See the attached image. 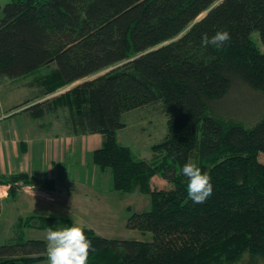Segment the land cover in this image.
Masks as SVG:
<instances>
[{
  "label": "trees",
  "instance_id": "1",
  "mask_svg": "<svg viewBox=\"0 0 264 264\" xmlns=\"http://www.w3.org/2000/svg\"><path fill=\"white\" fill-rule=\"evenodd\" d=\"M220 30L231 35L224 47L202 45L203 34ZM4 78L36 90L21 113L102 137L93 164L110 173L116 192L150 198V210L131 214L127 228L152 241L110 240L82 227L95 249L87 264H238L245 255L264 264V109L252 127L208 113L237 85L264 101V0H10L0 7ZM156 105L166 136L150 160L138 159L118 142L121 118ZM189 160L212 178L202 204L187 195L181 169ZM155 177L170 187L153 189ZM0 184L10 186L8 197L21 186L56 190L54 180L27 174ZM58 226L77 225L20 219L0 264L47 261L46 242L24 232Z\"/></svg>",
  "mask_w": 264,
  "mask_h": 264
},
{
  "label": "rangeland",
  "instance_id": "2",
  "mask_svg": "<svg viewBox=\"0 0 264 264\" xmlns=\"http://www.w3.org/2000/svg\"><path fill=\"white\" fill-rule=\"evenodd\" d=\"M9 1L0 0V7L3 8ZM253 37L257 40L256 34ZM81 82L73 84L70 88ZM7 83L8 80H3L2 87L7 86ZM35 94V89H21L18 84L16 89L1 88L2 108L6 111L5 115H11L8 113L9 110L16 108L23 103V100L33 97ZM263 109L262 96L242 84L237 85L235 90L229 92L222 104L210 107L208 113L215 118L228 119L241 123L245 127H252L261 120ZM20 121L18 118L17 123ZM53 121L57 124L61 123L56 118ZM121 121L125 128L118 133V142L130 148L136 158L150 160L153 154L151 148L163 141L167 132V116L162 111L161 105L146 106L131 111L124 114ZM55 132L59 131L55 130ZM78 139L83 143L86 142V146L79 148L78 152L72 156V160L84 166L86 170L81 169L80 173L75 175L68 184H61V187L74 192L72 201L78 199V203H73L74 205L72 204L66 210L68 218L73 220L77 226L91 229L96 235L105 239L151 242V233H140L127 228V221L131 214L150 210L149 196L138 191L129 194L116 192L109 172H107L108 174L98 173L96 182L94 174L89 171L97 170L93 164L92 154L101 146V144H96L101 137L86 136ZM260 156L259 159L264 162V155ZM71 162H69V166ZM107 175L109 182H107ZM98 179L103 180L98 183ZM151 186L153 189L170 187L168 183L158 177L153 178ZM87 193H93L97 199L92 203L88 202L87 205L81 204ZM8 223L7 217L0 220V247L12 243L10 240L13 236L12 228ZM46 233L30 230L27 231L25 238L26 240L32 238V240L46 242ZM255 262L256 260L245 255L238 264ZM40 264H47V262Z\"/></svg>",
  "mask_w": 264,
  "mask_h": 264
},
{
  "label": "crops",
  "instance_id": "3",
  "mask_svg": "<svg viewBox=\"0 0 264 264\" xmlns=\"http://www.w3.org/2000/svg\"><path fill=\"white\" fill-rule=\"evenodd\" d=\"M3 80L8 79H0V113L6 114L2 108L1 88L16 89L17 84L21 89L29 90V88L11 80H8L7 86L2 87ZM31 98L23 100V103ZM18 106L8 111L12 117H6L0 122V179L27 174L29 177L54 180L56 190L47 192L30 186H21L13 197H8L10 186L0 184V220L4 217L9 219L8 224L12 228V234L14 225L26 217L68 218L66 210L73 203H78V199L72 201L74 192L61 187V184H68L75 175L80 173L81 169L86 170L84 166L72 160V156L78 152L79 148L86 146V142L83 143L78 138L86 136L72 135L62 123H55L52 116L37 120L31 119L26 113H21L26 107L17 109ZM18 118L21 121L17 123ZM101 143L102 137L96 144ZM69 162H71L70 166ZM89 172L94 174L97 182V174L101 172L92 169ZM102 180L98 179V183ZM107 182H109L108 175ZM95 199L97 197L93 193H87L81 204L87 205ZM30 230L34 229L25 230L24 237ZM27 240H32V238Z\"/></svg>",
  "mask_w": 264,
  "mask_h": 264
},
{
  "label": "clouds",
  "instance_id": "4",
  "mask_svg": "<svg viewBox=\"0 0 264 264\" xmlns=\"http://www.w3.org/2000/svg\"><path fill=\"white\" fill-rule=\"evenodd\" d=\"M201 39L203 46L211 45L219 49L231 40V35L226 30H220L211 37L205 33ZM181 172L188 178V198L195 204L206 202L213 193L211 176L207 172H202L191 160L182 166ZM94 251L92 242L80 226H58L56 230L49 227L47 230V264H87L90 253Z\"/></svg>",
  "mask_w": 264,
  "mask_h": 264
},
{
  "label": "built area",
  "instance_id": "5",
  "mask_svg": "<svg viewBox=\"0 0 264 264\" xmlns=\"http://www.w3.org/2000/svg\"><path fill=\"white\" fill-rule=\"evenodd\" d=\"M6 118V115L3 113H0V122L3 121Z\"/></svg>",
  "mask_w": 264,
  "mask_h": 264
}]
</instances>
